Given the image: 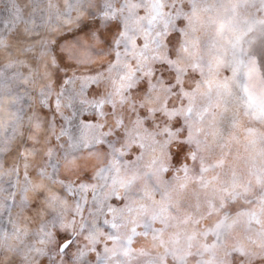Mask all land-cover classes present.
I'll use <instances>...</instances> for the list:
<instances>
[{
  "label": "snow or ice",
  "instance_id": "6c2138e0",
  "mask_svg": "<svg viewBox=\"0 0 264 264\" xmlns=\"http://www.w3.org/2000/svg\"><path fill=\"white\" fill-rule=\"evenodd\" d=\"M0 264H264V0H0Z\"/></svg>",
  "mask_w": 264,
  "mask_h": 264
}]
</instances>
